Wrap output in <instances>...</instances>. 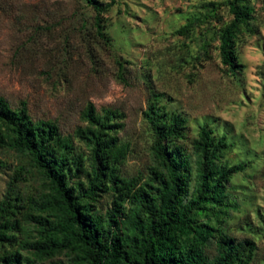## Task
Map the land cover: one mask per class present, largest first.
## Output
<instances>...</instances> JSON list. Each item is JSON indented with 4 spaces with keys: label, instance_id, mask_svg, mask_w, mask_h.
I'll return each instance as SVG.
<instances>
[{
    "label": "rangeland",
    "instance_id": "rangeland-1",
    "mask_svg": "<svg viewBox=\"0 0 264 264\" xmlns=\"http://www.w3.org/2000/svg\"><path fill=\"white\" fill-rule=\"evenodd\" d=\"M96 1L98 16L88 0H0V97L12 108L25 102L34 122L55 123L74 153L82 154L87 170L90 150L78 137L86 126L82 111L88 104L97 115L116 111L122 122L117 137L127 150L118 175L154 187V193L163 169L153 157L154 135L144 118L149 103L186 120L178 144L191 162V187L192 144L200 128L206 125L214 138L226 137L218 164H242L244 171L228 184L237 208L222 231L237 242L252 241L250 264H264V0H246L253 12L240 27L234 72L219 55L220 30L231 21L227 0ZM96 18L105 25L103 37L96 32ZM73 182L86 188L84 176ZM48 191L27 155L0 148V200L11 198L14 218ZM112 201L111 185L104 183L88 203L93 214L104 217ZM122 207L126 212L130 205ZM52 217L33 209L26 220L30 245L13 233L0 250V257L4 250L10 254L0 263L14 253L33 264H84L68 250L33 259L39 229ZM215 250L211 239L205 254L212 258Z\"/></svg>",
    "mask_w": 264,
    "mask_h": 264
},
{
    "label": "trees",
    "instance_id": "trees-1",
    "mask_svg": "<svg viewBox=\"0 0 264 264\" xmlns=\"http://www.w3.org/2000/svg\"><path fill=\"white\" fill-rule=\"evenodd\" d=\"M88 3L98 16L97 1ZM227 5L231 21L220 30L219 55L224 67L234 72L240 27L253 9L246 0H227ZM94 25L103 37L105 25L99 18ZM82 118L86 126L79 129L78 137L89 147V170L55 123L34 122L25 102L12 108L0 97V148L27 155L49 188L41 202H33L20 218H14L11 198L0 200V250L13 240V233L25 236L23 244L30 245L26 220L38 208L50 212L53 219L40 227L39 239L32 245L33 259L68 250L76 252L84 264H250L253 242H237L222 231L230 210L237 208L228 184L244 171L242 164H218L227 148L226 137L214 138L206 125L200 128L192 144L196 174L191 187V162L178 144L184 138L186 120L149 103L144 118L154 135L153 157L163 169L156 175L159 187L154 193V187L145 188L118 175L117 167L127 152L117 137L122 127L119 114L107 109L97 115L88 104ZM79 176L85 178L84 190L73 182ZM104 183L111 185L113 201L102 217L92 213L88 200L97 196ZM125 202L130 205L126 212ZM211 239L216 249L212 258L204 251ZM1 252V260L10 254ZM11 255L6 264H33L27 257L20 261V256Z\"/></svg>",
    "mask_w": 264,
    "mask_h": 264
}]
</instances>
